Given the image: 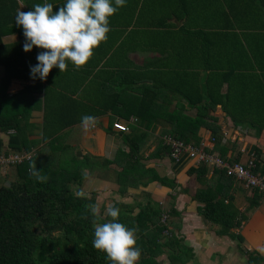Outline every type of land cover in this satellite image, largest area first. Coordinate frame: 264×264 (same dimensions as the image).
I'll return each instance as SVG.
<instances>
[{
	"label": "crops",
	"instance_id": "crops-1",
	"mask_svg": "<svg viewBox=\"0 0 264 264\" xmlns=\"http://www.w3.org/2000/svg\"><path fill=\"white\" fill-rule=\"evenodd\" d=\"M41 3H51L55 13L66 0ZM109 27L107 41L94 50L86 65L77 69L68 62L66 71L60 73L54 67L48 75L50 82L60 87L54 90L74 102L66 100L64 109L48 104V124L62 125L63 129L43 137L42 92L29 95L24 112L32 109L21 123V134L29 142L27 153L32 156L40 150V155L56 158L85 156V193L95 192V204L104 210L115 202L129 203L137 194L140 202L141 193L160 205H171L178 213L171 218H179L175 222L179 228L173 231L193 252L194 258L186 264H194L202 254L212 257L215 253L222 255V251L227 257L222 258L223 264H239L228 254L231 247L245 257V264L246 252L264 259V194L251 199L253 190L234 181L233 204L246 217L234 230L242 241L216 235L219 227L205 221L197 213V207L203 204L191 199L195 190L204 189L212 171L206 167L199 182L186 174L190 163L175 169L166 151L160 149V136L170 124L164 113L177 110L192 117L209 94L218 102L209 115L215 119L220 144L225 146L224 156L244 160L245 152H252L256 146L264 159V128L259 137H254L249 128V112H264V0H126V5L109 18ZM15 40V35L2 38L4 44ZM25 76H31L30 69ZM30 80H12L7 94L33 84ZM188 101L200 102L192 107ZM84 115L96 118L88 131L81 125ZM113 122L124 123L128 131L113 130ZM8 133H0L1 149H7ZM197 135L205 151L219 154L210 142L209 130L201 127ZM126 137L139 144L133 159L158 177L173 178L178 185L174 191L150 177L124 178L121 183V167L114 159L119 152H128ZM41 138L54 139L43 142ZM192 183L196 186L190 192ZM249 202L255 205L248 207Z\"/></svg>",
	"mask_w": 264,
	"mask_h": 264
},
{
	"label": "trees",
	"instance_id": "trees-1",
	"mask_svg": "<svg viewBox=\"0 0 264 264\" xmlns=\"http://www.w3.org/2000/svg\"><path fill=\"white\" fill-rule=\"evenodd\" d=\"M42 0H0V133H8L7 149H1L0 153L28 152L29 142L23 138L21 131L23 121H26L30 109L24 112L30 102L29 95L33 91L42 92L43 97V137L55 135L63 129L62 125H49L47 115L48 106L55 108H66L68 99L63 94L54 90L60 88L52 84L48 77L41 81L31 76H25V72L31 66L37 64L36 56L45 51L33 46L29 52L23 51L25 37L23 28L15 23V16L20 9L23 12L32 11L35 4H42ZM7 35H15L16 40L10 44H4L2 38ZM34 81L33 84L25 85L17 93L8 95L6 90L12 80ZM68 101L65 104V101ZM32 102V100H31ZM194 107L197 103L188 101ZM33 103V102H32ZM221 103V102H220ZM49 104V105H48ZM218 102L207 95L205 103L198 107L195 115L190 117L181 111H170L165 114L170 123L163 129L164 133L171 134L184 143L198 145L200 138L197 135L199 128L203 127L210 131L214 142L213 145L219 149V156H224V148L220 144V135L217 134L218 127L214 118L209 115L210 110ZM68 108V107H67ZM58 109L52 111L57 113ZM225 113H230L224 110ZM253 136L259 137L264 128V112H249ZM51 114V113H50ZM140 117V116H139ZM47 135H44L46 134ZM43 142L54 138H41ZM260 139V138H256ZM52 142V141H51ZM128 152H119L114 163L121 167L118 178L122 182L125 179L148 178L156 181L161 186L170 190L178 187L173 178L158 177L151 169L133 159L132 155L138 148L134 138L126 137ZM161 150H168L161 145ZM37 150L29 160L14 165L16 179L9 186H0V264H111L103 252H99L92 246L94 238L93 216L89 205H94L96 193H87V196H76L68 184L80 185L83 180L82 169H85V156H75L54 159L51 156L40 155ZM257 170L264 169V159L261 150L253 146ZM170 159V158H169ZM238 161L239 159H231ZM35 161L37 170H42L41 175L47 177L46 182H40L31 174V164ZM172 161V160H170ZM173 163L175 169L183 162ZM206 172L204 165L189 166L186 170L188 176H194L195 180L201 182L200 177ZM136 174V175H135ZM119 180V182H120ZM234 181L224 175L222 171H213L212 176L205 180L204 189L195 190L191 196L203 205L197 207V213L207 222L217 225L219 228L216 235H225L237 243L242 238L234 230L239 229L241 223L246 219L233 204L232 187ZM201 184V183H200ZM119 194H123L119 192ZM261 194L252 191V198L259 199ZM141 201L137 202L138 194L129 203L115 202L113 205L120 209L119 222L128 228H135L137 246L141 249L138 264H159L157 257L164 251L168 264H186L194 256L190 247L183 243L182 238L174 233L178 230V223H171L173 228L161 221L164 215L161 205L153 201L146 193H141ZM173 199V196H169ZM255 205L249 202L248 207ZM170 217L178 216L171 207L168 209ZM111 218L105 215L98 222H107ZM241 252V248H239ZM248 264H260L263 257L256 256L252 252H246Z\"/></svg>",
	"mask_w": 264,
	"mask_h": 264
},
{
	"label": "clouds",
	"instance_id": "clouds-1",
	"mask_svg": "<svg viewBox=\"0 0 264 264\" xmlns=\"http://www.w3.org/2000/svg\"><path fill=\"white\" fill-rule=\"evenodd\" d=\"M125 5L126 0H66L55 13L51 3L35 4L34 10L27 12L18 9L15 23L23 28V51L29 52L33 46L45 50L37 54V64L30 67L31 78L43 81L54 67L64 72L68 62L77 69L86 65L94 50L108 39L109 18ZM95 123L96 118L91 115L81 117L85 131ZM31 169L36 180L47 181V177L41 175L42 170L36 169L35 161ZM87 195L83 191L76 192L78 197ZM89 208L94 218L93 248L103 252L111 264H138L141 249L136 243L137 229L119 222L120 209L108 205L106 215L111 219L101 223L98 222L101 217L99 204L89 205Z\"/></svg>",
	"mask_w": 264,
	"mask_h": 264
},
{
	"label": "built area",
	"instance_id": "built-area-1",
	"mask_svg": "<svg viewBox=\"0 0 264 264\" xmlns=\"http://www.w3.org/2000/svg\"><path fill=\"white\" fill-rule=\"evenodd\" d=\"M112 129L117 132H127L128 127L121 122H113ZM161 145L168 150V157L174 163L188 162L191 166L204 165L213 171H222L224 175L233 181H237L243 188L256 191L257 194H264V169L259 172L255 157L252 152H245L244 160L232 161L227 158H221L218 154L211 151H205L200 144L193 145L184 143L171 134L164 133L160 136ZM210 142L214 140L211 137ZM31 154L27 152H9L0 153V166H14L23 161L29 160ZM264 210V206H263ZM166 216H162L164 222Z\"/></svg>",
	"mask_w": 264,
	"mask_h": 264
},
{
	"label": "rangeland",
	"instance_id": "rangeland-1",
	"mask_svg": "<svg viewBox=\"0 0 264 264\" xmlns=\"http://www.w3.org/2000/svg\"><path fill=\"white\" fill-rule=\"evenodd\" d=\"M51 156V155H50ZM54 159H56L54 156H51ZM82 174H83V180L80 183V185H76V183L73 181V183L68 184L70 186V188L72 189V192L76 195V192L78 191H83L85 192V169H82ZM16 179L15 176V171H14V166H4L1 167L0 166V186H9L12 182H14ZM196 184L192 183L191 185V190H194ZM241 187V186H240ZM243 190V188H241ZM245 191V190H243ZM170 201H167V204H169ZM242 202H240V206ZM246 205V204H243ZM161 207L163 209L164 212V216H166V219L164 220L163 223H165L168 227L171 226V223H175L177 222V218H171L168 215V205L166 204H161ZM105 208H100V213H101V218H103L106 215V210H104ZM220 251V250H218ZM223 254L219 255L218 253H215L212 255V257H210L208 254L207 255H198L199 258L196 260H193L194 264H223L222 258L224 257L225 259L226 254H224V251H222ZM228 254L233 255L235 257V259L239 260V264H245V257L240 254L236 249H234L233 247H231V249L228 250ZM164 255H161L159 257H157V261H159V264H167L166 261H164Z\"/></svg>",
	"mask_w": 264,
	"mask_h": 264
}]
</instances>
